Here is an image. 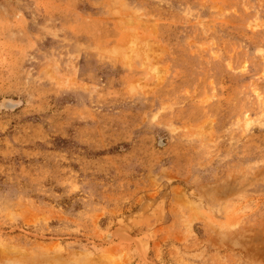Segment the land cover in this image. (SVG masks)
Masks as SVG:
<instances>
[{"label":"rangeland","instance_id":"rangeland-1","mask_svg":"<svg viewBox=\"0 0 264 264\" xmlns=\"http://www.w3.org/2000/svg\"><path fill=\"white\" fill-rule=\"evenodd\" d=\"M0 264H264V0H0Z\"/></svg>","mask_w":264,"mask_h":264}]
</instances>
